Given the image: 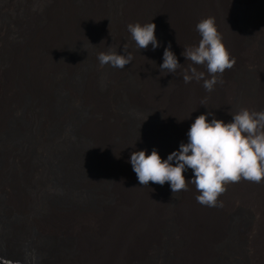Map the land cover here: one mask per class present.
Segmentation results:
<instances>
[{
    "label": "bare ground",
    "instance_id": "bare-ground-1",
    "mask_svg": "<svg viewBox=\"0 0 264 264\" xmlns=\"http://www.w3.org/2000/svg\"><path fill=\"white\" fill-rule=\"evenodd\" d=\"M251 1L0 0V93L9 102L0 113V131L6 129L5 118L20 106L18 94L24 91L33 96L58 73V95L49 100L60 104L54 114L58 131L50 146L48 140L43 143V153L59 147L65 174L48 185L50 175L43 166L29 172L20 166L26 171L24 180L35 177V194L52 192L62 200L33 205L29 219L23 206L13 220L3 195L1 213L8 228L0 232V242L22 248L20 252L0 248V264H17L15 259L27 264H132L137 252L160 245L166 225V264H206L217 257L210 251L212 242L239 207L251 215L235 229V238L249 237L250 252L243 253V261H264V181L242 178L228 183L218 197L222 206L208 207L197 202L198 192L191 184L174 199L170 183L141 185L130 164L132 152L146 150L150 155L154 148L167 159L181 142H187L191 124L202 114L212 112L229 123L230 113L242 108L264 111V86L244 88L235 76L243 64L264 61V52L246 43L239 27L237 5ZM207 17L215 18L222 42L236 61L218 77L222 82L211 92L203 88L202 80L185 83L182 70L168 75L159 71L169 44L184 68L191 64L182 52L184 47L198 45L201 37L196 25ZM137 22L156 24L159 48L149 45L139 51L135 47L127 25ZM124 44L129 45L132 62L124 69L102 68L98 53L112 47L126 54ZM193 66L208 78L205 66ZM110 104L116 107V118L114 128L107 130L99 112ZM73 114L76 124L69 132L65 123ZM23 115L27 118L28 113ZM25 122L11 126L13 134L4 140L5 154H9V142L24 143L42 128V123L31 127ZM1 167H8L7 160ZM184 175L186 181L194 178L191 169ZM235 257L231 252L225 259Z\"/></svg>",
    "mask_w": 264,
    "mask_h": 264
},
{
    "label": "clouds",
    "instance_id": "clouds-1",
    "mask_svg": "<svg viewBox=\"0 0 264 264\" xmlns=\"http://www.w3.org/2000/svg\"><path fill=\"white\" fill-rule=\"evenodd\" d=\"M156 27L152 22L127 25L131 40L139 51L147 50L149 45L153 50L161 46L155 35ZM196 31L201 37L198 45L184 47L182 52L191 64L184 68L169 44L159 71L168 75L182 70L185 83L202 80L203 88L211 92L218 82H222L218 77L231 69L236 61L222 42L214 17L201 19ZM128 47V44L123 45L126 54H120L112 47L99 52L100 66L124 69L134 59ZM193 65L205 66L208 78ZM230 115L232 121L229 123L215 118L212 112L198 116L187 132V142H181L179 149L167 159H162L155 148L150 155L146 150L132 152L130 164L139 183L144 186L149 182L161 186L170 183L173 199L180 191H187V185L191 184L198 192V203L216 207L222 206V203L218 204V197L226 191V184L239 182L242 178L256 183L264 181V111L242 108ZM209 116L213 117L211 121ZM189 169L194 178L186 181L184 173Z\"/></svg>",
    "mask_w": 264,
    "mask_h": 264
},
{
    "label": "rangeland",
    "instance_id": "rangeland-1",
    "mask_svg": "<svg viewBox=\"0 0 264 264\" xmlns=\"http://www.w3.org/2000/svg\"><path fill=\"white\" fill-rule=\"evenodd\" d=\"M236 12L238 13L240 31L244 36V38L246 39L245 42L257 48L256 51L262 54L264 52V5H260V0H252L250 3L247 4L240 3L239 5H237ZM70 48L71 47L64 49L61 52L62 55L60 54V57L64 58L63 55L66 52H68ZM55 62L57 61L55 60ZM238 71L239 72L238 73L236 72L235 76L238 79L239 83L242 85V87L252 88L256 86H264V61L261 62L260 65L254 64V62L248 64L245 63L243 64V66H241L238 69ZM57 74L58 73H55L53 76L51 75L49 77L50 81H48L47 84L41 90H37L36 92H34L33 96L28 95V93L24 91L20 92L18 94V97L16 98L17 99L16 102H18V105L21 106V107L18 106V109L19 108L20 109L12 110L11 114L6 117L7 119L5 118V121H3L4 123H6V129L8 130L5 129V131L2 130L0 131V169L3 168L1 166H3L4 161L6 160L8 163V167L6 169H2L3 171L0 170L1 171L0 172V228H1L0 232L6 231L8 228V226L6 225L7 220L3 218L1 213L3 195H6L9 201V205L11 206V210H12L11 219L13 220H16V217L19 216L18 211H20V209H22L23 206L25 207V210L27 212L26 217L29 219V217H31L30 215H32L33 205L39 206L45 204L46 202L56 203L57 201L60 202L62 200L60 197L53 195L52 192H47L46 194H42V192H38L37 194H35L34 190L37 188L38 185L35 177L33 178V180H26V179L24 180L25 176L23 175V173L26 171H22L23 168L20 167L22 165L24 169L28 171V169L29 170L36 169L35 166L38 165L43 166L49 172L50 175L49 180H47L48 185L54 184L55 182L60 181V179L65 178L64 176L65 174L63 173V166H62V162H63L62 158L64 157L61 149L59 147H55L52 149L50 154L43 153L45 151V144L43 143H45V141L48 140L50 146V141L54 140L53 138L55 137L58 131V126L57 124H55L56 122H55L54 114L59 109L60 104L55 103V100L54 103L49 101L51 95L55 96V98L58 95L57 90H58L59 76ZM111 97L112 95L108 97L109 100ZM8 103L9 102L6 101L5 98H3L2 93H0V113L3 110H5L4 108ZM115 109H116L115 105L113 106L110 104L108 108L106 107L105 109H103L102 111L100 110L99 112L100 115H104L102 117V121L104 124L103 127H105L107 130H110L112 127L114 128L113 125L115 124V121H113V119L116 118ZM25 112L28 113L27 118L23 117L24 116L23 113ZM74 114L70 119L67 120L68 122L66 121L65 123V125H67L65 128L68 129L69 132L71 131L73 132L74 125L76 124L75 122L76 116H74ZM0 119L2 120L3 116H0ZM24 121H27L25 123H27L31 127H34L35 124L37 123H42V128L40 131L38 130L33 131L32 132L33 134L31 133V136L27 139V141H25L24 143H20L21 145L17 143L15 145L13 143L12 145V143L8 141L10 146L8 144L7 147H9L10 150H8L9 154H5L4 147H6V145L4 146V144L6 143L5 142L6 138H8V136H12L13 134V130H11V126L14 125V122L22 123ZM8 168L9 170H7ZM1 188H3V191H1ZM38 219H40V217H37V220ZM249 219H251V215L245 209L240 207L236 208V211L234 210L230 213L225 225L223 226V230H222L223 233L221 232V234L217 236L214 242H212L213 246L211 245L210 248V251L212 253H215L217 257L215 259H212L209 263L206 264H249L250 263V262L245 263L242 258L243 253H246L247 250H248L247 254H249L250 252L249 237L245 235L246 237L243 239V241L238 238H235L236 224L237 225L239 224V226H244ZM39 223H41L40 220L39 222H37V224ZM165 227L163 228V233H162L163 235L161 237L160 245L155 249L153 248V250L149 249L145 252L140 250L139 252H137L134 255L136 257L133 258L132 264H136V263L166 264L167 253H166L165 239L168 236L167 234L169 233L168 231L169 229L167 228V225ZM217 239L218 240L221 239V240L218 241ZM0 248H2L3 250H7L8 252H20L22 247L15 243L12 244V243L0 242ZM230 251L234 252L236 254V257L233 260L227 261L225 257L231 253ZM142 256H146V258H144L143 260L141 258ZM249 257L251 258L253 257V255L251 256L249 255ZM15 263L27 264L26 262L19 261L16 259H15ZM172 264H195V263L177 261ZM197 264H202V263H197ZM253 264H264V261H260L259 263L253 261Z\"/></svg>",
    "mask_w": 264,
    "mask_h": 264
}]
</instances>
